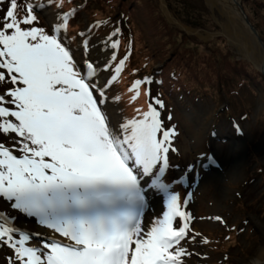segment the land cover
<instances>
[{
	"label": "snow or ice",
	"instance_id": "1",
	"mask_svg": "<svg viewBox=\"0 0 264 264\" xmlns=\"http://www.w3.org/2000/svg\"><path fill=\"white\" fill-rule=\"evenodd\" d=\"M8 3L0 19V85H9L0 90V136L9 141H0V199L57 234L22 230L0 211V245L12 250L10 264H183L191 217L165 181L176 131L153 106L163 102L114 126L106 92L127 57L114 72L104 65L112 74L98 84L100 69L86 57L78 62L61 36L75 10L49 33L34 13L43 5L27 3L20 18L18 0ZM88 46L85 39V53ZM118 47L112 40L113 61ZM150 83L136 80L134 98ZM150 191L164 196L166 210L145 222Z\"/></svg>",
	"mask_w": 264,
	"mask_h": 264
},
{
	"label": "rangeland",
	"instance_id": "2",
	"mask_svg": "<svg viewBox=\"0 0 264 264\" xmlns=\"http://www.w3.org/2000/svg\"><path fill=\"white\" fill-rule=\"evenodd\" d=\"M27 3L43 5L34 13L38 26L49 33L60 24V15L75 10L61 36L67 38L78 62L86 57L100 69L95 78L98 84L112 74L103 65L108 63L114 72L127 57L106 92L104 108L114 126L142 118L150 103L162 101L155 93L166 96L171 104L164 99V108L153 106L161 111L165 127L175 128L179 137L180 152L175 140L177 150L169 152L165 181L172 184L182 210L191 217L189 237L181 242L187 252L183 264H264V79L224 33L225 16L206 0H18V17L26 14ZM60 3L62 7H57ZM240 3L264 43V0ZM9 6L8 0L0 5V19ZM112 40L119 42L115 61ZM167 66L178 77V81L167 78L170 88L144 77L154 69L160 72L158 67L168 73ZM145 79L151 83L142 84L134 98L132 85ZM8 86L0 85V90ZM0 141L9 143L3 136ZM181 169L186 171L185 183L175 176L182 174ZM197 174H210L212 179L205 181L202 176L195 183ZM159 194L157 208L152 210L148 193L144 219L149 214L153 219L160 217L166 210L156 215L163 208L164 196ZM2 201L0 211L14 213L17 227L57 235ZM218 216L223 223L215 219ZM38 240L33 238V246H39ZM11 252L0 245V264Z\"/></svg>",
	"mask_w": 264,
	"mask_h": 264
},
{
	"label": "bare ground",
	"instance_id": "3",
	"mask_svg": "<svg viewBox=\"0 0 264 264\" xmlns=\"http://www.w3.org/2000/svg\"><path fill=\"white\" fill-rule=\"evenodd\" d=\"M206 2L211 8L216 7L220 14L225 16L223 23L224 33L226 36L232 40L235 46L238 47L241 54L246 56L248 60L250 59L259 69L264 72V52L261 48L262 46L260 42H257L258 36L254 33H251L250 29L245 23L243 12L238 6V4L241 6L240 0H206ZM111 110H113V108H111ZM183 153L186 155V152ZM202 174L196 175L197 179L195 180V183L199 178H202V176L205 181L212 179L208 178L212 175ZM152 197V205L157 207V200L153 195ZM262 253L263 251H261V254Z\"/></svg>",
	"mask_w": 264,
	"mask_h": 264
},
{
	"label": "water",
	"instance_id": "4",
	"mask_svg": "<svg viewBox=\"0 0 264 264\" xmlns=\"http://www.w3.org/2000/svg\"><path fill=\"white\" fill-rule=\"evenodd\" d=\"M238 6L240 7V9L242 10V7L238 4ZM243 12V16H244V20H245V23L247 25V27L250 29V32L251 33H254L258 36V41L257 42H260L261 44V48L264 52V43L262 42L261 38L259 37L258 33H257V30L255 29V27L250 23L249 19L247 18L246 14L244 13V11L242 10Z\"/></svg>",
	"mask_w": 264,
	"mask_h": 264
},
{
	"label": "trees",
	"instance_id": "5",
	"mask_svg": "<svg viewBox=\"0 0 264 264\" xmlns=\"http://www.w3.org/2000/svg\"><path fill=\"white\" fill-rule=\"evenodd\" d=\"M166 69H167V71L170 70L169 66H167ZM166 82H168V81L166 80Z\"/></svg>",
	"mask_w": 264,
	"mask_h": 264
}]
</instances>
